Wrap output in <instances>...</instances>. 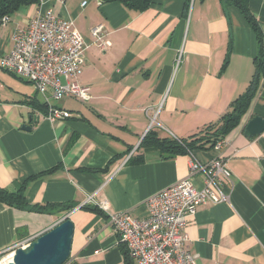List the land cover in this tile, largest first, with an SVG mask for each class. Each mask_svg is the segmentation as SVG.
Segmentation results:
<instances>
[{"label":"crops","instance_id":"0c3cea01","mask_svg":"<svg viewBox=\"0 0 264 264\" xmlns=\"http://www.w3.org/2000/svg\"><path fill=\"white\" fill-rule=\"evenodd\" d=\"M249 7L264 36V0H249ZM48 9L84 34L80 81L92 97L43 95L29 79L0 66V187L16 190L28 180L30 205L73 207L38 211L0 202V252L69 214L75 226L70 263L136 264L125 254L109 212L143 216L150 196L189 175L193 157L208 163L222 156L232 171L231 200L202 205L189 218L186 232L196 264H264V133L245 136L247 122L264 117V77L220 148L168 156L141 145L150 130L188 137L220 119L246 91L259 44L241 11L222 0H190L189 7L187 0H152L144 10L118 1L41 0L0 25V56L13 48L15 32L36 10ZM97 25L111 42L107 49L92 35ZM34 100L45 106L31 105ZM50 107L71 115L52 121ZM138 156L144 160L133 162ZM201 178H194L197 185ZM91 194L98 201L91 205L102 213L82 207Z\"/></svg>","mask_w":264,"mask_h":264},{"label":"built area","instance_id":"2783aa9c","mask_svg":"<svg viewBox=\"0 0 264 264\" xmlns=\"http://www.w3.org/2000/svg\"><path fill=\"white\" fill-rule=\"evenodd\" d=\"M9 19L10 16L3 17L0 25ZM91 32L99 47L110 46L103 25L93 27ZM85 49L84 34L75 28L72 20L52 9L36 10L27 24L15 32L14 46L0 56V66L29 79L43 95L50 91L57 99L88 101L92 97L91 88L80 81ZM181 58L182 52L178 63ZM156 114L151 118V126L156 123ZM70 115L67 110L50 107L47 117L55 121ZM224 142L225 139L218 141L215 147L220 148ZM199 175H202L201 185L194 181ZM231 186L232 171L222 156L208 163L193 157L187 177L147 199L145 215L136 216L130 210L109 212V221L136 264H196L186 232L189 218L202 205L230 202ZM86 203H98L95 194L89 195ZM99 206L108 210L106 202ZM38 235L0 252V264H7L18 247L27 245Z\"/></svg>","mask_w":264,"mask_h":264},{"label":"trees","instance_id":"16d2710c","mask_svg":"<svg viewBox=\"0 0 264 264\" xmlns=\"http://www.w3.org/2000/svg\"><path fill=\"white\" fill-rule=\"evenodd\" d=\"M102 1H118L135 8L137 10L146 9L152 2V0H102ZM225 7L235 6L244 15L246 20L250 23L254 29L258 44L259 52L256 58V69L254 76L250 82V85L244 93L235 98L228 111H226L220 119L211 122L201 129L193 132L191 135L185 138H175L160 136L158 132L150 130L142 141V146L146 149L155 147L161 150L165 155L173 156L176 154L193 152L195 149L208 150L214 148L218 141L224 140L238 125H240L244 115L248 112L252 103L256 90L259 87L261 79L264 77V36L260 27L259 21L252 13L249 7V0H222ZM41 0H0V20L5 16H11L22 7H28L34 4H39ZM190 5V0H187V7ZM33 106L43 107L45 104H41L39 100L30 101ZM144 159L142 157H136L133 162H141ZM33 178V177H32ZM28 180L21 183L20 187L16 190H9L7 188L0 187V202L17 208H34L38 211H50L57 207L62 210L68 211L73 205L70 203H47L42 205H30L26 198V189ZM87 210H93L102 213L96 205L84 204L82 206ZM125 254L129 253L128 250H124ZM71 258V257H70ZM70 258L64 263L67 264ZM74 264V263H70Z\"/></svg>","mask_w":264,"mask_h":264},{"label":"water","instance_id":"95a60500","mask_svg":"<svg viewBox=\"0 0 264 264\" xmlns=\"http://www.w3.org/2000/svg\"><path fill=\"white\" fill-rule=\"evenodd\" d=\"M262 133L264 117L256 115L247 122L245 136L251 138ZM74 231V222L67 214L27 245L18 247L7 264H64L71 257Z\"/></svg>","mask_w":264,"mask_h":264},{"label":"rangeland","instance_id":"374dc122","mask_svg":"<svg viewBox=\"0 0 264 264\" xmlns=\"http://www.w3.org/2000/svg\"><path fill=\"white\" fill-rule=\"evenodd\" d=\"M3 264H4V263H3ZM67 264H70V261H69Z\"/></svg>","mask_w":264,"mask_h":264},{"label":"bare ground","instance_id":"6f19581e","mask_svg":"<svg viewBox=\"0 0 264 264\" xmlns=\"http://www.w3.org/2000/svg\"><path fill=\"white\" fill-rule=\"evenodd\" d=\"M3 264V263H2Z\"/></svg>","mask_w":264,"mask_h":264}]
</instances>
